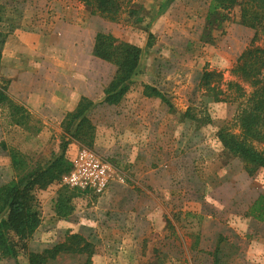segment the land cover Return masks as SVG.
Wrapping results in <instances>:
<instances>
[{"label": "rangeland", "instance_id": "rangeland-1", "mask_svg": "<svg viewBox=\"0 0 264 264\" xmlns=\"http://www.w3.org/2000/svg\"><path fill=\"white\" fill-rule=\"evenodd\" d=\"M131 3L141 9L139 14L131 15L126 6L112 22L91 14L79 0H0V33L6 37L0 88H7L18 105L16 97L26 87L35 99H68L73 90L93 103L86 116L94 127L90 146L67 135L58 116L40 117L24 106L28 118L15 125L9 108L0 107V186L17 175L12 151L31 167H44L67 142L72 167L77 155L88 150L112 172L102 194L71 188L64 177L36 190L41 224L17 259L0 257V264H29L30 253L41 254L73 234L93 244L90 264H212L219 242L235 264L250 245L256 246L252 241L261 228L246 212L254 197L264 195V170L249 175L217 137L222 129L238 132L235 122L248 97L237 100L234 89L218 96L226 102H215L199 87L204 72H211L222 76V85L217 79L211 87L227 91V83L236 81L229 49H243L244 38L252 40L255 31L240 24L236 8L209 44L201 36L210 0ZM100 32L143 51L130 90L115 106L104 100L116 67L93 55ZM235 36L242 43L229 39ZM252 44L264 49V34ZM146 86L165 100L145 96ZM244 87L249 96L251 89ZM62 188L71 197L65 215L57 214ZM85 261L68 254L50 264Z\"/></svg>", "mask_w": 264, "mask_h": 264}, {"label": "trees", "instance_id": "trees-1", "mask_svg": "<svg viewBox=\"0 0 264 264\" xmlns=\"http://www.w3.org/2000/svg\"><path fill=\"white\" fill-rule=\"evenodd\" d=\"M79 1L85 4L91 14H100L112 22L119 20L126 6L128 7L126 11L131 15L137 16L141 11L131 5V0ZM236 8L240 10V24L255 31L252 40V43H255L258 35L264 34V0H210L201 41L212 44L214 42L212 33L221 30L224 23L231 20V11ZM5 43L6 37L0 33V68ZM142 53L141 48L120 42L111 33L100 32L96 35L93 55L116 67L115 76L105 91L104 103L115 106L123 101L139 68ZM231 73L236 81L227 83V91L217 90L218 85L211 87V83L217 79L222 85V76L211 72H204L199 87L207 89L215 102H226V98L219 99L218 96L221 94L226 97L225 94L234 89L238 94L237 100L248 97L235 122L238 132L222 129L217 137L224 151L241 160L247 173L253 175L257 170H264V49L253 47L252 44L241 54ZM244 86L251 89L249 96L246 95ZM6 89L0 88V107L9 108L13 123L22 125V120L28 118L27 110L24 106L16 104ZM144 95L165 100L159 91L149 86L145 87ZM91 107L93 103L83 97L75 110L68 113L62 122L67 135L90 146L94 140V127L86 113ZM186 117L190 115L186 113ZM67 145L68 142L61 145V153L44 167L38 164L33 168L18 151L11 152L12 167L17 175L10 182L0 186V214L3 215L0 219L1 258L17 259L20 251L25 248L24 243L40 226L41 211L35 191L47 189L71 172L72 164L66 156ZM68 191L67 188L60 191L57 214L70 213L71 209L67 207L71 199L66 196ZM247 216L264 221V196H259L251 204ZM220 244L221 242L212 253V264H232L223 253L224 249ZM68 254L86 257L85 264H90L94 246L82 235L73 234L69 235L65 242L41 254L30 253L28 261L29 264H50L60 256Z\"/></svg>", "mask_w": 264, "mask_h": 264}, {"label": "crops", "instance_id": "crops-1", "mask_svg": "<svg viewBox=\"0 0 264 264\" xmlns=\"http://www.w3.org/2000/svg\"><path fill=\"white\" fill-rule=\"evenodd\" d=\"M247 30H249V29H247ZM216 31H219V30H216ZM245 34L247 35L248 32H246ZM228 36H230V35H228ZM253 38L254 37L251 36L252 40H253ZM229 39L232 41H239L241 43L243 41V39L241 40L239 38H237L238 39L237 40L236 36L230 37ZM244 39H245V46H243V49H239V51L229 49V51H230L229 57L231 59V60H229V62L231 64H232V62H237V60L239 59L241 54L246 50V47L249 45V43H252V40H250L249 38H247V41H246V38H244ZM3 61H4V59H3ZM1 64H2V61H1ZM72 92H73V90L70 92L72 94L71 98H68V99H67V97H63L62 100L59 98L57 100V99H53V96H52V98L51 97L50 98L49 97H46V98L43 97V99H41V98L35 99L32 97L33 95H31L32 94L31 88L27 89V87H26L25 89H23L24 94H20L16 98L18 99L17 101H19V103L21 105L29 108L30 111H35L40 117L58 116V117L64 119L68 113L73 112L75 110V108L77 107V105L79 104L81 99L83 98L80 93H77V95H76V94H73L74 92L73 93ZM86 98H88V97H86ZM51 110H55L56 113L50 114ZM262 196H264V195H262ZM258 198H259V196H256V197H254V199L251 202H249L250 204H249V207H248L246 213H248L251 204L255 200H257ZM248 218L250 219L251 222L255 223V225L259 224L258 226H259V228H261V233L258 235L257 238H255L252 241V243H255L256 246L259 245L257 248L259 254H257V255L255 254L254 250L256 249V246L254 244H252V245H250L251 247H249V250L245 252V255L243 256V258L239 259L235 264H264V221H257L255 219L249 217V216H248ZM257 250H256V252H257Z\"/></svg>", "mask_w": 264, "mask_h": 264}, {"label": "built area", "instance_id": "built-area-1", "mask_svg": "<svg viewBox=\"0 0 264 264\" xmlns=\"http://www.w3.org/2000/svg\"><path fill=\"white\" fill-rule=\"evenodd\" d=\"M111 179L110 165L88 150L77 155L71 172L64 176L65 183L71 188L91 189L97 194L107 190Z\"/></svg>", "mask_w": 264, "mask_h": 264}]
</instances>
